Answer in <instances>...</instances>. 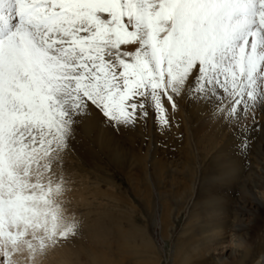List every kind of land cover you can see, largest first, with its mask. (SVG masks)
I'll return each mask as SVG.
<instances>
[{
  "label": "snow or ice",
  "instance_id": "snow-or-ice-1",
  "mask_svg": "<svg viewBox=\"0 0 264 264\" xmlns=\"http://www.w3.org/2000/svg\"><path fill=\"white\" fill-rule=\"evenodd\" d=\"M181 94L233 129L255 120L264 0H0V264L77 235L58 198L79 117L127 126L151 109L167 125Z\"/></svg>",
  "mask_w": 264,
  "mask_h": 264
},
{
  "label": "rangeland",
  "instance_id": "rangeland-1",
  "mask_svg": "<svg viewBox=\"0 0 264 264\" xmlns=\"http://www.w3.org/2000/svg\"><path fill=\"white\" fill-rule=\"evenodd\" d=\"M174 101L167 125L149 109L129 132L95 108L97 124L78 118L58 198L78 233L18 264H264V106L236 130Z\"/></svg>",
  "mask_w": 264,
  "mask_h": 264
},
{
  "label": "bare ground",
  "instance_id": "bare-ground-1",
  "mask_svg": "<svg viewBox=\"0 0 264 264\" xmlns=\"http://www.w3.org/2000/svg\"><path fill=\"white\" fill-rule=\"evenodd\" d=\"M88 115H90V117H91V123H92V125L96 122V120H95V118L96 117H94L93 116V114H88ZM86 117H89V116H86ZM84 118V117H83ZM95 124H97V123H95ZM84 126H88V122L87 121H85V123H84ZM98 126V125H97ZM121 127H122V129H124L126 132H129L130 131V129H131V126L130 125H127V126H124V125H121ZM71 164V163H70ZM76 164V163H75ZM72 165V164H71ZM68 168L70 167V166H67ZM71 173L72 174H76V171H75V169L74 170H71ZM75 179L73 178V181H74ZM72 182V181H71ZM50 256V255H49ZM20 258V257H19ZM18 258V259H19ZM18 264V263H17ZM24 264H26V262H24Z\"/></svg>",
  "mask_w": 264,
  "mask_h": 264
}]
</instances>
